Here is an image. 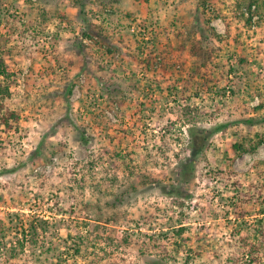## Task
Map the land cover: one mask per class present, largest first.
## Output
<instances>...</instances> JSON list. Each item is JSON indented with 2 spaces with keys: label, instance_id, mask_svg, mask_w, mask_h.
Wrapping results in <instances>:
<instances>
[{
  "label": "rangeland",
  "instance_id": "obj_1",
  "mask_svg": "<svg viewBox=\"0 0 264 264\" xmlns=\"http://www.w3.org/2000/svg\"><path fill=\"white\" fill-rule=\"evenodd\" d=\"M79 2L0 0V264H264V0Z\"/></svg>",
  "mask_w": 264,
  "mask_h": 264
},
{
  "label": "trees",
  "instance_id": "obj_2",
  "mask_svg": "<svg viewBox=\"0 0 264 264\" xmlns=\"http://www.w3.org/2000/svg\"><path fill=\"white\" fill-rule=\"evenodd\" d=\"M80 0H74V2L76 4H80L81 2H79ZM84 15L82 13V15H80L82 17V20H84ZM85 21V20H84ZM84 35H88L89 31L88 29H84ZM6 73V69L5 67H3V63L0 61V75H4ZM4 93H3V89L0 86V124L9 125V120H16V116L14 114V112L9 111L5 104H4ZM256 120L253 117L250 118H246L243 120V122L247 125H249V128H251V125L255 122ZM239 134H237L238 136ZM205 136H202L201 138H196V135L194 132H191V148H192V154L191 157H193L199 150H202V148L205 146L204 141H205ZM241 140H237L233 143L232 147L233 149L239 154V153H243V152H251L253 151L260 143L264 142V132H257L255 134H253V136L250 135H244V134H240L239 137ZM238 138V139H239ZM259 163L261 162H256L255 164H253V167L255 170H257V172L259 173V175H264V171L262 170V168L259 167ZM185 165L184 168H186ZM183 168V172L187 171L186 169ZM188 174V172H185L184 174Z\"/></svg>",
  "mask_w": 264,
  "mask_h": 264
}]
</instances>
